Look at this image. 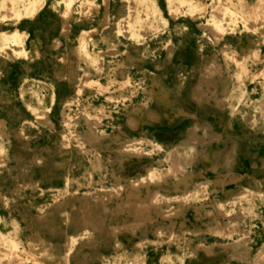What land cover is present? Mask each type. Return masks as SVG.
<instances>
[{"label": "rangeland", "instance_id": "obj_1", "mask_svg": "<svg viewBox=\"0 0 264 264\" xmlns=\"http://www.w3.org/2000/svg\"><path fill=\"white\" fill-rule=\"evenodd\" d=\"M3 1L0 264H264V0Z\"/></svg>", "mask_w": 264, "mask_h": 264}, {"label": "bare ground", "instance_id": "obj_2", "mask_svg": "<svg viewBox=\"0 0 264 264\" xmlns=\"http://www.w3.org/2000/svg\"><path fill=\"white\" fill-rule=\"evenodd\" d=\"M18 1L19 0H4L3 3H2V7L3 9L8 12V13H11V14H19L20 13V10H19V7H18ZM41 2V5L44 4V0H39ZM64 3H65V6L67 9H70L71 5L73 4L74 0H63ZM36 3H37V0H29L28 1V11H33L35 8H36ZM138 4H139V0H134V4H133V7H132V14H131V17L127 20H125L121 26V31H125V30H129L131 28H133L134 26V22L139 18L138 16ZM193 7L197 10V11H200L201 10V3L200 2H194L193 4ZM250 9V8H249ZM217 12L225 15L226 17L230 18L232 16V11L228 8V7H225V8H221V7H218V9H216ZM154 12V11H153ZM156 15V14H155ZM159 16V15H158ZM105 25V24H104ZM103 25V26H104ZM211 28L215 31V32H220L222 31V27L220 24L218 23H214ZM68 30V29H67ZM85 40V39H84ZM85 44V43H84ZM88 44V43H87ZM86 48V47H85ZM67 57V56H66ZM77 61V60H76ZM128 80V79H127ZM38 96V95H37ZM162 96V95H161ZM158 98H159V95H158ZM165 98V97H164ZM30 99V98H29ZM162 99V98H161ZM170 100V99H169ZM166 101V100H165ZM171 101V100H170ZM172 102V101H171ZM175 116H179L181 113L180 112H175L174 113ZM39 115V114H38ZM144 116V114H142ZM101 117V116H100ZM180 117V116H179ZM141 118V117H140ZM149 118V117H148ZM174 118V117H173ZM147 119V118H146ZM176 119V118H175ZM94 121V120H93ZM89 122V121H88ZM93 130V129H92ZM4 131V129H3ZM7 134V132L5 133ZM94 137V136H93ZM105 137V136H104ZM97 138V137H96ZM138 142V141H137ZM69 143V142H68ZM147 151V150H146ZM146 156V155H144ZM139 157V156H138ZM209 157V156H208ZM90 158V157H89ZM129 164V163H128ZM155 168V167H154ZM128 174V173H127ZM151 174V173H149ZM142 178V177H141ZM130 179V178H129ZM137 182V181H136ZM123 185V184H122ZM119 187V186H118ZM124 187V186H123ZM126 191V190H125ZM94 192V191H93ZM154 193V192H153ZM96 194V193H95ZM152 197V196H151ZM98 198V197H97ZM134 198V197H133ZM99 199V198H98ZM135 199V198H134ZM141 201V200H140ZM139 201V202H140ZM65 205V204H64ZM75 206V205H74ZM114 208V207H113ZM112 208V209H113ZM116 209V208H114ZM71 210V209H69ZM116 211L118 212V214L120 213V208L116 209ZM124 211V210H123ZM41 212V211H40ZM122 212V211H121ZM211 212V211H210ZM37 214V213H35ZM44 215V214H43ZM143 215V213H142ZM141 215V216H142ZM40 216V215H39ZM38 216V217H39ZM147 216V215H146ZM40 218V217H39ZM62 218V217H61ZM133 219V218H132ZM67 220V218H66ZM69 220V219H68ZM127 220V219H126ZM220 222V221H219ZM133 223V222H132ZM14 224V223H13ZM19 225V224H17ZM17 227V226H16ZM19 227V226H18ZM157 230V229H156ZM82 232V231H81ZM71 236V235H70ZM86 239V238H85ZM88 239V237H87ZM73 240V239H72ZM91 244V243H90ZM96 244V243H95ZM67 247V246H66ZM65 247V248H66ZM23 250V249H22ZM67 251V250H66ZM24 254V253H23ZM68 254V253H67ZM4 255V253H0V257ZM16 255V254H15ZM32 255V254H31ZM49 256V255H48ZM26 258V257H25ZM136 259V258H134ZM137 260V259H136ZM36 262V260H34ZM206 262V261H205ZM136 263V262H135Z\"/></svg>", "mask_w": 264, "mask_h": 264}]
</instances>
